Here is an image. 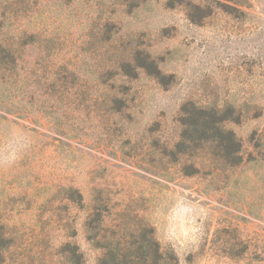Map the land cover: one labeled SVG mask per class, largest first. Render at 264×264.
<instances>
[{
	"label": "rangeland",
	"instance_id": "obj_1",
	"mask_svg": "<svg viewBox=\"0 0 264 264\" xmlns=\"http://www.w3.org/2000/svg\"><path fill=\"white\" fill-rule=\"evenodd\" d=\"M116 1L0 0V22L11 36L37 31L55 39V62L91 77L103 59L86 44L89 26ZM217 1L225 2L194 0L209 8L201 24L165 0L116 12L118 42L127 54L147 50L162 74L122 79L130 90L119 115L106 114L104 89L92 79V99L48 102L38 112L27 104L18 111L20 96L0 93L11 110L0 109V226L17 230L18 245L7 264H64L58 249L67 242L84 264L99 263L103 252L83 224L88 210L66 203L60 188L68 187L88 207L99 193L109 199L110 224L120 212L134 230L138 215L178 264H264V147H257L264 140V0H242L235 14ZM38 52L28 51V61L39 62ZM188 102L239 107V121L228 127L243 143L242 165L182 174L169 154Z\"/></svg>",
	"mask_w": 264,
	"mask_h": 264
},
{
	"label": "trees",
	"instance_id": "obj_2",
	"mask_svg": "<svg viewBox=\"0 0 264 264\" xmlns=\"http://www.w3.org/2000/svg\"><path fill=\"white\" fill-rule=\"evenodd\" d=\"M153 1L158 0H117L109 10L103 12L104 10L99 9V14L102 12V15L91 20L86 44L91 51L102 56L103 64L92 72L91 77L72 68L70 64L55 62V39L42 36L37 31H25L18 36H11L4 32L6 22H0V93L7 96L10 94L9 98L12 93L19 95L18 111H23L22 106L26 108L27 104L36 106L38 112L45 109L48 102H71L72 98H77L80 103H84L92 99L96 96L92 93L97 91L87 86V80L92 79L99 88L104 89L106 114H121L127 108L130 90L121 82L122 79L132 75L137 77L140 72L159 78H162V74L147 50L138 46L127 54L116 39L120 28L113 17L118 10L132 14ZM223 1L225 2H216L221 10L230 14L240 12L238 6H242V0ZM165 5L168 9L183 8L194 24H201L211 16L209 8L203 9L194 0H165ZM1 17L5 18L6 15L1 14ZM35 49L41 57L39 62H30L27 59L28 51ZM41 60L47 61L46 69L42 67ZM118 80L120 81L117 82ZM246 108L254 115L260 111L257 105H248ZM0 109L11 113L4 105L0 104ZM238 109L239 107L229 104L198 106L193 102L182 106L177 120L181 131L169 157L181 164L184 176L191 177L206 172L209 175L214 170H233L243 164V143L228 127L239 121ZM18 115L23 114L20 112ZM257 147H264L263 139L262 144L258 143ZM60 190L64 192L63 199L66 203L79 210H88L83 224L88 240L103 252L98 264H178L176 256L160 245L153 228L138 215L134 219V230L126 228V224L123 226L125 216L120 212L115 215L121 220L110 224V200L102 194L99 193L88 207L85 206V198L79 189L68 187ZM17 248V230L0 226V264H7ZM58 250L64 264H84V256L77 245L67 242L61 244Z\"/></svg>",
	"mask_w": 264,
	"mask_h": 264
},
{
	"label": "clouds",
	"instance_id": "obj_3",
	"mask_svg": "<svg viewBox=\"0 0 264 264\" xmlns=\"http://www.w3.org/2000/svg\"><path fill=\"white\" fill-rule=\"evenodd\" d=\"M185 236H186L187 239H192V240H194V237L191 235L190 232L185 233ZM181 243L183 244V243H184V240H181Z\"/></svg>",
	"mask_w": 264,
	"mask_h": 264
}]
</instances>
